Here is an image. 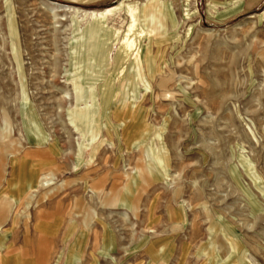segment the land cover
Here are the masks:
<instances>
[{
  "label": "rangeland",
  "instance_id": "1",
  "mask_svg": "<svg viewBox=\"0 0 264 264\" xmlns=\"http://www.w3.org/2000/svg\"><path fill=\"white\" fill-rule=\"evenodd\" d=\"M0 134V264H264V0H0Z\"/></svg>",
  "mask_w": 264,
  "mask_h": 264
},
{
  "label": "bare ground",
  "instance_id": "2",
  "mask_svg": "<svg viewBox=\"0 0 264 264\" xmlns=\"http://www.w3.org/2000/svg\"><path fill=\"white\" fill-rule=\"evenodd\" d=\"M50 4H51V7H52V10L53 9H55V10H57V11H70V10H74V11H81L84 15H88V16H90L91 18H94V19H96L97 21L96 22H94L93 24H92V26H93V28H91V29H94V28H97V26L99 27L100 25L102 26V22H101V19H102V17H103V15L104 14H108V11H107V9H104L103 10V12H98V11H96V10H83V9H80V8H77V7H73V6H70V5H65V4H59V3H55V2H50ZM71 12V11H70ZM73 12V11H72ZM142 14H143V16H146L147 15V12L145 13L144 11H142ZM90 18V19H91ZM138 19V18H137ZM136 27L137 25H136V18L135 17H131V21H130V23H129V25H128V32L129 31H131L132 30V28L133 27ZM144 27V26H143ZM134 29V28H133ZM95 30H98V29H95ZM94 30V32H96ZM100 30H98V32H99ZM137 31V30H136ZM87 32L89 33V34H92V33H90V32H92L91 30H87ZM87 33V34H88ZM125 34V33H124ZM138 34H139V32H138ZM137 34V35H138ZM133 35V34H132ZM136 35V34H135ZM140 35V34H139ZM123 38L121 39V45H120V47H119V50H120V53H121V55L122 56H128V54L132 51V49L133 50H135V55L136 56H134V61H132L133 62V66H132V70H134L135 69V75L137 74V69H138V63H137V57L139 56L138 55V51L140 50V48H141V46H140V41L139 40H134V38H131L130 36H129V34L128 33H126L124 36H122ZM134 37V36H133ZM87 45L83 48V50H82V55L83 56H87V59H88V55H86L85 54V52H86V50H87ZM144 51V50H143ZM91 54V53H90ZM121 55H119V56H121ZM91 57V56H90ZM120 58V57H119ZM127 61V60H126ZM131 69V68H130ZM123 71V70H122ZM88 73V72H87ZM121 74V73H120ZM131 75V78L133 77L134 78V76L135 75ZM125 78H126V76H121V77H118L117 78V80H118V83L119 84H121L122 82H124V80H125ZM77 79H79L80 81H76ZM97 79H100L99 77H97V78H94V77H91V76H82V77H80V76H78V77H75V78H73V85H74V89H77L78 90V88L82 85V84H90L91 86H94V84H95V82H96V80ZM129 86H131V84L130 83H127V85H126V88L128 89V87ZM93 89V88H92ZM77 93H78V91H77ZM76 101H78L79 99H81V96L80 97H77V95H76ZM88 102V101H87ZM91 102H92V104H93V106H94V108L96 109V108H99L100 110H101V113H102V117H103V112H105V110L108 108V106H107V97H105V91L103 90V88H102V85H98V86H96V89H95V91H93V93H92V95H91ZM86 109H88L86 106H84L83 108H82V110H79L78 111V114H77V117H78V119L77 120H79V118H84L85 117V115H86ZM95 109H92V116L93 117H95V115L97 114L96 112H95ZM132 118L136 121V119L138 118V115H136L135 114V110H132ZM76 119H74L73 118V120H72V122L74 123V124H76L78 121H77ZM119 120H123V119H120L119 118ZM80 126V125H79ZM76 129H78V125L76 124ZM82 127V126H81ZM91 131V130H90ZM3 134H0V136H2ZM95 136H96V133H94V135L93 136H91L90 138L91 139H93V138H95ZM39 138V137H38ZM8 140V139H7ZM15 143H17V145L19 146V143L18 142H15ZM147 146V145H146ZM153 145H151V147H152ZM145 148V147H144ZM146 149V148H145ZM11 151V150H10ZM9 151V152H10ZM145 151H147V150H145ZM150 151V148H149V150L147 151V153ZM12 156V155H11ZM243 157V156H242ZM147 158V157H146ZM153 158H154V160L155 161H161L160 160V158L159 157H157L156 156V158L153 156ZM245 158V157H244ZM242 161H245V159H243ZM154 163V162H153ZM148 164V163H147ZM147 164H145V169H146V171H149L150 170V167L147 165ZM149 164H152V162L151 163H149ZM153 167L151 166V169H152ZM154 169V168H153ZM152 169V170H153ZM152 170H150V172L152 171ZM149 172V173H150ZM153 172V171H152ZM45 176H46V174H44V175H42V176H40V179H39V184H41V185H44L45 184V181L43 180L44 178H45ZM38 183V182H37ZM28 187H31V186H28ZM33 190V189H32ZM48 195V194H47ZM1 196V195H0ZM32 197V195H31V193L30 194H28V198L30 199ZM114 197V196H113ZM12 200H13V198H12ZM12 200H10V199H8L6 196H3L2 197V199H1V201H0V224H1V222H2V219L4 218V216L5 215H7V213L9 212V210H10V207H11V201ZM115 200L113 199V198H111V199H109V204L110 205H115L114 202ZM14 202H20V199H16V200H14ZM15 206V205H14ZM13 209V208H12ZM12 213V212H11ZM95 217V216H94ZM37 218V217H36ZM38 219V218H37ZM85 228H87V227H85ZM216 244H218V248H222L223 249V243H222V241H221V239H219V238H217V243ZM209 247L212 249V251L214 252V254H215V258H216V261L217 262H221V261H224V258L222 257V251L220 252V253H218L217 252V250H216V246H215V244L213 243V241H211V242H209ZM229 249V248H228ZM211 251V250H210ZM43 253V252H42ZM47 253V252H46ZM203 255H205V256H207L208 255V253L207 252H205L204 250H203V252H201ZM45 256V255H44ZM77 258L79 257V256H76ZM0 259H1V257H0ZM43 259H45V258H43ZM73 259H74V257H73ZM80 259V258H79ZM73 261V260H72ZM42 262V261H41ZM182 262V261H181ZM207 262V261H206ZM232 262V261H231Z\"/></svg>",
  "mask_w": 264,
  "mask_h": 264
},
{
  "label": "crops",
  "instance_id": "3",
  "mask_svg": "<svg viewBox=\"0 0 264 264\" xmlns=\"http://www.w3.org/2000/svg\"><path fill=\"white\" fill-rule=\"evenodd\" d=\"M153 261H154V259L150 262V264H164V263H157V262L154 263Z\"/></svg>",
  "mask_w": 264,
  "mask_h": 264
}]
</instances>
